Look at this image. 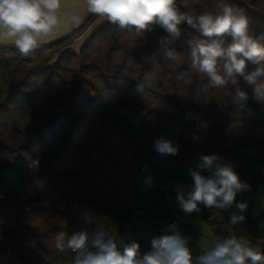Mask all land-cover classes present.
Segmentation results:
<instances>
[{
    "label": "trees",
    "instance_id": "trees-1",
    "mask_svg": "<svg viewBox=\"0 0 264 264\" xmlns=\"http://www.w3.org/2000/svg\"><path fill=\"white\" fill-rule=\"evenodd\" d=\"M176 2L198 15L215 11L220 0ZM227 2L248 16L250 34H264V0ZM181 27L192 31L186 22ZM164 35L159 26L137 33L109 25L81 57L68 54L25 81L35 52L5 57L0 50V264H71L70 251L54 248L55 235L99 226L122 249L132 242L127 225L146 220V202L169 209L174 188L194 184L191 172L201 171L202 156L232 166L249 186L227 210L205 206L203 220L215 236L233 231L264 252V210L253 216L264 186V102L252 99L242 78L247 101L237 102L230 84L210 86L191 68L181 41L170 46L177 52L170 60L158 42ZM231 43L229 37L225 47ZM161 137L178 153H158L154 142ZM239 202L247 204L242 213ZM231 213L244 221L232 226ZM171 234L135 241L140 254L154 238Z\"/></svg>",
    "mask_w": 264,
    "mask_h": 264
},
{
    "label": "clouds",
    "instance_id": "clouds-1",
    "mask_svg": "<svg viewBox=\"0 0 264 264\" xmlns=\"http://www.w3.org/2000/svg\"><path fill=\"white\" fill-rule=\"evenodd\" d=\"M84 4L88 13L120 29L144 33L159 26L166 35L158 42L170 60L177 58L170 46L181 41L190 49L191 68L210 86L226 88L230 84L235 89L234 99L247 101L249 93L241 87L242 78L252 88V99L264 102V34H250L248 16L227 0H220L215 11L198 15L182 11L176 0H84ZM63 5L64 0H0V37L13 40L21 55H31L61 24ZM70 19L74 25L80 23L79 16ZM185 22L192 31L182 29ZM202 37L213 39L206 43ZM229 37L232 43L225 47ZM154 58L155 55L149 57ZM249 65L253 66L251 70ZM154 147L161 155H175L179 151L178 146L163 137L154 142ZM198 167L210 174L192 171V188L177 192V202L187 214L199 212L200 204L227 210L238 192L248 190L249 186L241 182L232 166L218 164L215 156H202ZM146 182L151 183V177ZM236 208L242 213L247 204L236 203ZM244 219L241 214L231 213L230 224L235 226ZM171 229L173 234L154 238L152 250L144 255L135 241L119 248L117 237L103 226L72 235L61 231L54 237V248L60 253L70 251L71 264H264V252L233 231L216 237L210 249L193 258L176 226Z\"/></svg>",
    "mask_w": 264,
    "mask_h": 264
},
{
    "label": "rangeland",
    "instance_id": "rangeland-1",
    "mask_svg": "<svg viewBox=\"0 0 264 264\" xmlns=\"http://www.w3.org/2000/svg\"><path fill=\"white\" fill-rule=\"evenodd\" d=\"M87 26H85L81 31L76 33L70 39L56 46L35 52L32 55L33 62L29 64L28 71L20 80H22L29 73V71L51 62L59 54L61 50L72 45L75 39L78 38L84 32ZM9 51L11 52L13 50H6L5 57L11 56V54L8 53ZM47 69H51V68H47ZM29 75H27V77ZM192 186L193 185H180L175 187L174 191H175L176 199L174 203L171 205L169 209L166 207H161L160 210H158L159 217L156 220L148 221L147 218L146 220L134 219V221L129 223L127 227L131 231V234L127 237V239L129 241H140L150 238L158 233L172 232L171 226H173L172 224L173 221L176 220L180 224V226L183 229H185V231L189 235L192 236L193 245L195 246V248H197L202 252H204L207 249H210L213 246V242L217 236H215L212 228L202 218L205 205L203 204L199 205L200 208L199 212H193L187 214L181 209V207L177 202V192L180 190L187 192L192 188ZM263 210H264V186H261L257 192L256 197L254 198L253 216L254 217L258 216Z\"/></svg>",
    "mask_w": 264,
    "mask_h": 264
},
{
    "label": "water",
    "instance_id": "water-1",
    "mask_svg": "<svg viewBox=\"0 0 264 264\" xmlns=\"http://www.w3.org/2000/svg\"><path fill=\"white\" fill-rule=\"evenodd\" d=\"M60 15L62 21L61 24L57 27L52 35L46 37L47 42L43 43L42 46L36 49L34 52L56 46L73 37L85 26H88L84 32L75 39L72 45L61 50L51 62L29 71L27 75L34 71H41L47 68L56 67L57 64L67 54H74L81 57L83 49L88 46V44L98 33L103 31L109 25L115 29L117 27L116 25L109 23L106 19H101L94 14L88 13L84 4V0H64V5ZM74 15L80 17V23L78 25H74L71 22L70 18ZM0 50H13L15 52H19V49L15 46L13 40H5L2 37H0ZM27 75L21 81H24ZM144 210L148 221H154L159 217L158 211L154 208L150 200L146 202Z\"/></svg>",
    "mask_w": 264,
    "mask_h": 264
},
{
    "label": "built area",
    "instance_id": "built-area-1",
    "mask_svg": "<svg viewBox=\"0 0 264 264\" xmlns=\"http://www.w3.org/2000/svg\"><path fill=\"white\" fill-rule=\"evenodd\" d=\"M172 224L176 226V230H177V231L179 232V234H180V235L186 240V242H187V246H188V248L190 249V251H191V253H192V255H193V258H196V257L200 256L203 252L200 251V250H198L197 248H195V246L193 245V239H192V236L189 235V234L185 231V229H183V228L180 226V224H179L176 220H174ZM151 250H152V244H151V246H150V251H151ZM8 254L10 255V257H12V253H11V251H8Z\"/></svg>",
    "mask_w": 264,
    "mask_h": 264
}]
</instances>
